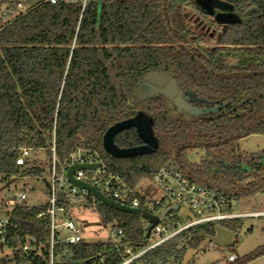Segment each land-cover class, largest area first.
Masks as SVG:
<instances>
[{"label":"trees","instance_id":"16d2710c","mask_svg":"<svg viewBox=\"0 0 264 264\" xmlns=\"http://www.w3.org/2000/svg\"><path fill=\"white\" fill-rule=\"evenodd\" d=\"M230 1L242 17L239 23L219 24L195 0H25L31 3L26 12L3 21L5 9L15 3L0 0V174L42 173L36 155L25 166L15 158L28 146L33 152L44 148L49 162L55 135L59 159L77 146L95 149L132 186H143L169 161L229 194L264 189V151L246 160L234 145L247 135L264 134V0ZM189 7L201 13L195 24L205 25L203 32L190 27ZM214 38L213 47L205 44ZM236 49L252 60L230 62L226 54ZM150 71L170 74L192 104L206 111H179L163 94L136 103V89ZM138 110L152 117L159 148L130 157L111 155L103 145L106 130ZM115 141L121 147L142 143L133 127L118 132ZM189 148L205 150L201 163H191ZM88 204L96 205L102 221L122 229L120 243L63 244L68 264H122L126 258L125 264H182L186 248L199 240L196 226L179 230L183 224L173 210L163 220L173 234L145 249L150 238L139 214L92 198ZM38 211L10 209L0 201V215L17 224L8 245L21 244L28 233L47 239ZM218 222L236 230L243 217ZM128 243L139 254L132 257L124 247ZM24 255L18 249L6 258Z\"/></svg>","mask_w":264,"mask_h":264},{"label":"built area","instance_id":"2783aa9c","mask_svg":"<svg viewBox=\"0 0 264 264\" xmlns=\"http://www.w3.org/2000/svg\"><path fill=\"white\" fill-rule=\"evenodd\" d=\"M50 1L56 2L57 0ZM87 1L82 0L83 4ZM22 6L23 3L18 2L14 8L7 7L4 13L12 14L13 10ZM26 11L22 8L18 13ZM49 148L51 156L48 165L49 178L46 181V198L35 200L39 197L22 189L9 201L10 209L16 207L38 208L36 220L38 224H43L47 230V239L42 240L40 236L28 233L21 244L8 245L11 227H16L17 224H13L10 216L0 215V243L3 242V247L0 248V258H5L1 264H68L67 257L70 253L63 244L69 245L85 241L83 237L84 219H78L74 210L84 206L89 198L97 199L85 187L75 185L68 179V170L78 164L99 163L100 165L96 167L75 169L74 177L95 186L104 195L121 204L139 207L152 214H159L163 208L174 203L179 205L178 209L182 203L187 204L196 218L189 224L180 226L179 230L188 226L203 228L206 225L214 229L215 225H220L218 222L220 220L243 217L239 211L240 202L237 194L220 191L192 178L174 162H163L155 171L150 182L153 187L160 190L161 195L153 197L148 193V188L145 185L132 186L121 175L112 171L102 155L95 149L77 146L63 159H59L56 153L55 135ZM41 150L33 152L31 147H21L15 161L17 164L25 166L28 159L33 154L37 156ZM140 197L145 199L144 205H142ZM171 217L175 218V216ZM165 218L161 219L151 230L150 237L154 235L157 237V241L150 243L145 249L155 246L173 234L168 222L163 221ZM143 220L147 230L150 221L145 218ZM122 233L121 228H114L110 239L118 245ZM18 249L25 254L24 259L10 260L11 258H6L9 255L12 256ZM145 249L142 248L140 252ZM126 251L132 257L139 254L134 253L130 246H126ZM227 259L234 262L238 260V257L235 252H232L228 254ZM128 261L129 259L126 258L122 264Z\"/></svg>","mask_w":264,"mask_h":264},{"label":"rangeland","instance_id":"374dc122","mask_svg":"<svg viewBox=\"0 0 264 264\" xmlns=\"http://www.w3.org/2000/svg\"><path fill=\"white\" fill-rule=\"evenodd\" d=\"M4 1L9 2V5L10 3H15L10 6L11 8H14L13 6H16L18 2H22L23 6L19 8L16 7L17 9L13 10L12 14H4L3 21L10 19L22 8L23 10H28L31 5V3H26L25 0ZM188 13L190 14V27L196 31L203 32L201 30L203 28L205 29V25L202 28H198L195 24L197 21H200L199 18H201V16L199 17V15L201 13L192 7L189 9ZM211 22L212 17L209 19L207 18L206 23L212 24ZM208 29L210 30V27H208ZM214 41H216L215 38L209 41L207 40V42L204 43L209 47H213L214 44H217L216 42L214 43ZM226 56L229 58L230 62L238 65H246L252 60L250 54L243 49H236L232 52H228ZM234 145L238 151L237 153H239L243 159L249 160L252 156H258L259 153L264 151V134L253 133L247 135L237 140ZM185 153L193 164L201 163V160L205 157V150L203 149L189 148ZM36 161L42 173L38 171H26L24 173L6 176L0 174L1 202H6V204L10 206L9 201L22 189L28 191L31 195L33 194L39 197L35 198V200L46 198L45 192L47 188L46 181L49 178V162L44 150H41L37 155ZM150 180L144 179L142 181L143 185L149 189L153 197L160 196V190L153 187ZM238 197L240 202L239 211L243 215V223L238 229L231 230L234 244L227 247L204 239L198 240L195 245L186 248L182 264H264V253L258 254L260 249L264 248V189L248 194H238ZM74 211L78 219L101 222V224L83 225V237L86 241L98 243L106 242L110 239L114 229L113 223L102 221L99 210L95 204L84 205L80 208H76ZM176 215L180 218V223L183 225L189 224L196 218V215L185 203H182L181 207L176 210ZM166 219L168 220L169 218ZM143 224L145 225L144 220ZM149 241L150 243L157 241V237L152 235ZM192 247H197V249L193 251ZM232 252L236 253L238 257L237 261H228V254Z\"/></svg>","mask_w":264,"mask_h":264},{"label":"water","instance_id":"95a60500","mask_svg":"<svg viewBox=\"0 0 264 264\" xmlns=\"http://www.w3.org/2000/svg\"><path fill=\"white\" fill-rule=\"evenodd\" d=\"M196 3L209 15L214 16L215 20L219 24H234L242 21V17L235 9L233 3L230 0H195ZM163 94L173 101L179 111H185L188 113L199 114L206 110L195 106L190 101L189 95H184L180 90L175 78L170 74L162 71H150L145 74L138 85L135 92L134 101L137 103L141 99L148 98L150 96ZM135 128L142 143L131 147H121L115 141V136L118 132L127 129ZM103 145L107 152L116 157H130L142 154H150L157 151L160 146V140L156 136L153 128L152 117L142 110H138L137 113L131 117L119 120L112 124L105 132L103 136ZM100 164H78L72 166L68 170V179L75 185L85 187L97 199L106 205L113 207L117 210L126 211L134 214H139L142 218L148 219L150 224L146 230V236L150 237L152 228L163 218H165L171 211L177 210L179 205L174 203L170 206L163 208L159 214H152L147 210H142L139 207H131L121 204L120 202L109 198L104 195L95 186H92L86 182L77 180L74 177V171L77 168H91L99 166ZM31 167V166H28ZM27 168V167H26ZM85 225L101 224L100 221H89L84 219ZM214 234H209L208 229H197V235L199 237H208V241L214 242L222 246H232L234 240L232 237V231L221 226L215 225ZM130 244H124L129 246ZM3 247V242L0 243V248ZM197 247H192L195 251Z\"/></svg>","mask_w":264,"mask_h":264},{"label":"flooded vegetation","instance_id":"af4514ba","mask_svg":"<svg viewBox=\"0 0 264 264\" xmlns=\"http://www.w3.org/2000/svg\"><path fill=\"white\" fill-rule=\"evenodd\" d=\"M213 17H214V16H213ZM203 228L208 229V233H209V234H214V232H213L214 229H212V227L206 225V226H203ZM198 238H199V240H203V239H204V240H209L208 237H198Z\"/></svg>","mask_w":264,"mask_h":264},{"label":"crops","instance_id":"0c3cea01","mask_svg":"<svg viewBox=\"0 0 264 264\" xmlns=\"http://www.w3.org/2000/svg\"><path fill=\"white\" fill-rule=\"evenodd\" d=\"M147 190H148V193H150L149 189H147ZM197 229H199V228H197Z\"/></svg>","mask_w":264,"mask_h":264}]
</instances>
